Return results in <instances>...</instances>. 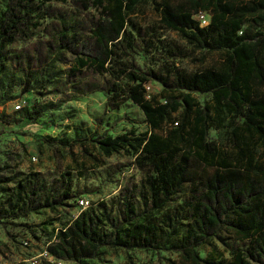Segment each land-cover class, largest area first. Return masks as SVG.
Here are the masks:
<instances>
[{"label": "trees", "instance_id": "obj_1", "mask_svg": "<svg viewBox=\"0 0 264 264\" xmlns=\"http://www.w3.org/2000/svg\"><path fill=\"white\" fill-rule=\"evenodd\" d=\"M47 1L7 0L5 4L0 20V87L4 92L0 105L13 99L9 96L13 85L25 86L23 94L36 92L41 96L48 94L42 90L51 87L55 94L64 88L79 95L106 91L110 100L116 101L115 108L126 99L134 102L144 113L150 131L106 135L96 143L106 156L124 150L149 165L154 172L150 182L153 195L140 211L137 186L132 182L121 191L122 217H113L105 202L99 204L100 212L91 204L60 228L54 227V220L29 226L34 237L45 239L50 255L74 264H90L104 249H123L128 263L131 250L159 253L168 249L179 255L181 264H213L201 258L198 249L228 231L248 241L249 247L236 250L226 264H264V0L163 2V28L178 31L197 51L225 56L220 67L166 75L154 69L132 72L126 63L116 61L132 16L150 0H71L82 10L75 14L54 13ZM90 9L99 14H90ZM200 12L211 14L207 26L195 19ZM41 19L51 20L42 28L44 35L32 49L24 48L8 57L7 63L2 58L7 47L34 38ZM67 57L73 64L57 70L58 64H68ZM105 74L111 84L106 88L84 79ZM151 82L158 83L161 90L147 98L146 85ZM203 94L210 99L200 103L195 95ZM60 104L24 105L16 111L20 112L18 122L35 125ZM174 113L179 116L178 124L164 130ZM211 130L217 132L218 139L210 138ZM254 139L259 142L256 152L260 160L250 152ZM225 143L238 151L240 157L235 162L225 151ZM57 182L56 187H46L41 173L20 181L8 207L0 211V223L7 225L9 220L41 209L56 210L72 199L71 179L61 175ZM185 185L191 190L181 214L188 215L191 223L185 238L168 247L174 226L171 224L164 237L162 224L148 226L140 219L146 213H160ZM166 219L170 224L171 217Z\"/></svg>", "mask_w": 264, "mask_h": 264}, {"label": "rangeland", "instance_id": "obj_2", "mask_svg": "<svg viewBox=\"0 0 264 264\" xmlns=\"http://www.w3.org/2000/svg\"><path fill=\"white\" fill-rule=\"evenodd\" d=\"M165 1L150 0L148 4L137 9L131 18V26L127 28V36L120 41L121 56L116 59L117 64L126 63L128 70L136 73H147L148 69H154L163 75L170 72L192 73L209 67H220L225 58L224 53L197 51L178 31L163 28L160 22V9ZM168 1L173 4L179 2V0ZM5 4L7 0H0V20L3 17ZM46 6L58 14L82 12L79 4L71 0L67 2L50 0L46 2ZM88 11L90 14H99L95 9ZM206 15L210 22L211 14L206 13ZM194 17L200 22L196 15ZM47 22L51 20L41 19L42 26L34 30V38L20 40L8 46L2 58L7 61L8 57L24 48L32 49L37 39L44 35L42 28ZM200 24L202 25L201 22ZM67 60L68 64H58L57 70H66L73 64L71 58L67 57ZM119 67L118 65L117 68ZM16 76H20V73L17 72ZM60 77L64 79L63 75ZM84 79L95 80L97 84L105 88L111 86L108 83L107 74L97 77L87 75ZM148 85L151 86V90L146 95L147 98L161 90V86L156 82ZM24 87L13 85L9 92V96L13 99L0 105V211L8 207L9 198L18 183L32 173H41L44 182L47 183L46 187L58 186L60 183L57 179L61 178V175L69 177L74 195L56 210L41 209L28 217L9 220L7 225L0 223V264H13L21 258H32L43 252L46 249L45 239L38 234L40 239L37 240L29 226L33 228L46 221L54 220V227H62L69 223L75 214H78L76 203L81 198H89L98 212L101 210L99 204L105 202L113 217H122L124 214V199L121 194L123 188L132 182L136 184L138 208L142 212L145 209V203L153 195L150 182L154 172L149 165L145 166L137 155L128 154L124 150L106 156L96 143L98 138L106 135L115 137L124 133L149 132L148 121L138 105L126 99L115 108L116 101L110 100L106 91L94 90L88 94L79 95L64 88L61 93L55 94L50 92L51 87L42 90L48 94L41 96L36 92L23 94ZM262 91L264 92V87ZM3 97L4 92L0 87V102ZM195 97L200 103L210 99V96L206 94L195 95ZM59 102L62 103L59 108L41 116L35 125L26 121L18 122L20 112L14 111L16 104L32 107ZM6 120L10 123H6ZM178 122L179 116L174 113L172 119L164 124V130H169ZM157 132L164 133L160 130ZM210 138L218 139L215 130L210 131ZM77 141L83 144L80 145L76 143ZM45 142L53 143L56 147H49ZM258 143L256 139L251 142L250 152H253L260 160V154L256 152V149L260 148ZM224 149L233 162L239 159L240 156L233 144L225 143ZM32 157H37V162H32ZM245 161L244 159L243 162ZM190 190L191 186L185 185L160 213H144L145 218L140 219L148 226L152 223L162 224L160 231L164 237H167L172 224L175 234L172 233L167 240L168 247L179 244L187 235L191 221L188 215L183 216L181 211L186 205ZM167 216L171 217L170 224L167 223ZM105 228L110 231L107 226ZM247 247H249L248 241H241L228 231H222L218 238L199 248L198 253L201 258L208 259L213 264H226L236 250L241 251ZM209 254L212 256L208 258ZM128 255L131 263H128L123 249H104L97 259L89 263L170 264L169 260L176 264L182 263L179 255L168 249L161 250L159 253L134 249ZM63 262L74 264V262Z\"/></svg>", "mask_w": 264, "mask_h": 264}, {"label": "built area", "instance_id": "obj_3", "mask_svg": "<svg viewBox=\"0 0 264 264\" xmlns=\"http://www.w3.org/2000/svg\"><path fill=\"white\" fill-rule=\"evenodd\" d=\"M196 15V14H195ZM206 13H198L196 15V17L198 18V20L202 23V26H207L209 24V20L206 18ZM151 90V86L150 85H146V93L148 94V92ZM24 105H19L16 104L14 107V111H18L20 110ZM32 162H37V157H32ZM77 208H78V214L74 215V218H78L79 214L87 209L91 204V200L89 198H81L79 200H77ZM26 264H64L63 261L58 260L57 258L53 257L52 255H50L48 253V251L45 249L43 252H40L39 255H36L32 258H30L29 260H27Z\"/></svg>", "mask_w": 264, "mask_h": 264}, {"label": "crops", "instance_id": "obj_4", "mask_svg": "<svg viewBox=\"0 0 264 264\" xmlns=\"http://www.w3.org/2000/svg\"><path fill=\"white\" fill-rule=\"evenodd\" d=\"M0 257H1V255H0ZM30 258H27V259H25V258H21V259H19V260H17L15 263H13V264H17V263H20V262H27V260H29ZM4 264H8V263H4Z\"/></svg>", "mask_w": 264, "mask_h": 264}]
</instances>
